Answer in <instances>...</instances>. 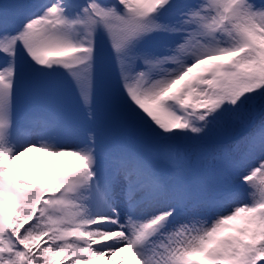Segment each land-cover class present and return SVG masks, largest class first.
Returning <instances> with one entry per match:
<instances>
[{
    "label": "snow or ice",
    "instance_id": "6c2138e0",
    "mask_svg": "<svg viewBox=\"0 0 264 264\" xmlns=\"http://www.w3.org/2000/svg\"><path fill=\"white\" fill-rule=\"evenodd\" d=\"M0 56V264H264V0H0Z\"/></svg>",
    "mask_w": 264,
    "mask_h": 264
},
{
    "label": "rangeland",
    "instance_id": "374dc122",
    "mask_svg": "<svg viewBox=\"0 0 264 264\" xmlns=\"http://www.w3.org/2000/svg\"><path fill=\"white\" fill-rule=\"evenodd\" d=\"M105 91L108 94V99H107L106 102L109 103V100H110L109 91L106 88L105 89H102L101 92L98 95V98H97V104H98V106L101 109H103L105 107V105L107 104V103H105L104 105H100V103H99L100 97L102 96V94ZM64 93L67 94V96L71 99V102L73 103V106H74V115H81L82 116L83 115V110H82V107H81V104H80V100H79L78 94H76L75 92H68L66 90H65ZM16 105H17V110L20 111V112H23V111L29 109L32 106V104H29V106L26 108V106H21L22 105V102H18V103H16ZM75 137L76 136H74V135H69V139L70 140H73L74 141ZM75 142H77V140ZM29 157L30 158L40 157V154L33 152V153H31L29 155ZM26 161L27 160L24 161L25 164H26ZM18 163H20V162H18ZM238 185L240 186V190H239V194L237 196V200L240 201V202H247L246 201V198H245L246 193H247L246 189H244L242 191L241 188H242L243 185H241L240 183H238ZM231 206H232V204L231 203H228L227 206H226V208H225V210H227V208H230Z\"/></svg>",
    "mask_w": 264,
    "mask_h": 264
},
{
    "label": "bare ground",
    "instance_id": "6f19581e",
    "mask_svg": "<svg viewBox=\"0 0 264 264\" xmlns=\"http://www.w3.org/2000/svg\"><path fill=\"white\" fill-rule=\"evenodd\" d=\"M27 159V161H26V165L27 164H29L30 163V161H31V158L30 157H28V158H26Z\"/></svg>",
    "mask_w": 264,
    "mask_h": 264
},
{
    "label": "trees",
    "instance_id": "16d2710c",
    "mask_svg": "<svg viewBox=\"0 0 264 264\" xmlns=\"http://www.w3.org/2000/svg\"><path fill=\"white\" fill-rule=\"evenodd\" d=\"M264 120V119H263Z\"/></svg>",
    "mask_w": 264,
    "mask_h": 264
}]
</instances>
